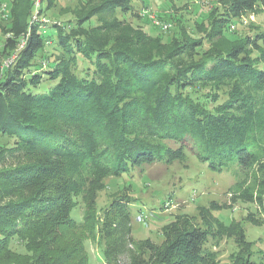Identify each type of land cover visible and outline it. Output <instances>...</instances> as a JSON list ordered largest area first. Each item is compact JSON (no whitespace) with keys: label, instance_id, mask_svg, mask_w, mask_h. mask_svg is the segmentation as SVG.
<instances>
[{"label":"trees","instance_id":"1","mask_svg":"<svg viewBox=\"0 0 264 264\" xmlns=\"http://www.w3.org/2000/svg\"><path fill=\"white\" fill-rule=\"evenodd\" d=\"M7 1L0 264H91L87 239L101 245L105 264H216L206 244L222 236L238 248L231 264H257L240 222L199 225L183 216L164 226L160 243L135 241L134 199L113 196L100 214L93 201L106 177L192 155L216 172L236 166L243 177L231 196L264 213V32L234 42L223 36L236 20L263 10L264 0H217L205 36L170 42L120 17L140 16L133 0H80L73 19L51 24L49 34L39 16L52 0H41L36 18L35 0ZM48 40L54 58L38 71ZM79 197L85 209L76 220ZM244 219L262 221L254 213Z\"/></svg>","mask_w":264,"mask_h":264},{"label":"rangeland","instance_id":"2","mask_svg":"<svg viewBox=\"0 0 264 264\" xmlns=\"http://www.w3.org/2000/svg\"><path fill=\"white\" fill-rule=\"evenodd\" d=\"M52 1L53 6L48 10L44 8V14L39 16L43 22L40 25L43 34H49V28L53 23L66 24L68 20H72L73 11L80 0ZM133 2V8L140 16L133 18L130 14H125L120 17L140 27L150 37H159L163 42H170L181 35L192 38L205 36L209 28L208 13L218 4L217 0H133ZM43 4L41 0L34 1L32 10L35 18L38 17V9ZM10 6L9 1L0 0V46L9 35H5L3 30L8 26ZM143 10H147L145 15H141ZM91 23L96 24V18H92ZM163 24H166V28L162 27ZM224 32V39L227 38L230 42L256 32H264V9L236 20ZM46 43L43 52L36 58V64L41 66L38 71L47 69L54 58L51 41L48 40ZM204 45L207 46L208 43ZM11 57L4 60L7 66L12 62ZM2 142L6 143V140ZM242 177L243 172L236 166L229 171L216 172L206 163L189 155L183 163L145 164L120 177L104 178L97 185L93 207L100 214V209L106 206L113 196L126 194L134 199L130 205L134 240L149 239L154 243L162 241L164 226L183 216L193 217L195 223L199 225H203L204 221L210 218L225 224L240 222L245 240L249 243L251 259L257 264L264 263V213L255 203L243 202L231 196L232 186ZM211 202H215L217 207L213 208ZM84 209V201L79 197L71 217L76 220L82 219ZM249 213H254V216L261 218L262 221L258 224L246 221L244 218ZM213 242L214 239L210 238L206 245L217 253L216 264H231L234 255L238 253L233 239L222 236L217 244L212 245ZM85 247L91 264H105L99 243L87 239Z\"/></svg>","mask_w":264,"mask_h":264},{"label":"built area","instance_id":"3","mask_svg":"<svg viewBox=\"0 0 264 264\" xmlns=\"http://www.w3.org/2000/svg\"><path fill=\"white\" fill-rule=\"evenodd\" d=\"M147 13V10H143V12L141 13V15H145ZM163 28H166V24H163V26H162ZM14 58V55L11 57V61H12V59ZM5 63V62H4ZM5 65H7V64H5Z\"/></svg>","mask_w":264,"mask_h":264}]
</instances>
